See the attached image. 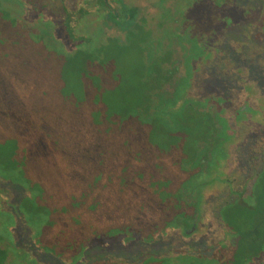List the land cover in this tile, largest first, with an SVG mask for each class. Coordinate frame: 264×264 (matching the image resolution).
I'll list each match as a JSON object with an SVG mask.
<instances>
[{
    "label": "trees",
    "instance_id": "16d2710c",
    "mask_svg": "<svg viewBox=\"0 0 264 264\" xmlns=\"http://www.w3.org/2000/svg\"><path fill=\"white\" fill-rule=\"evenodd\" d=\"M111 1L77 0L71 4H74V9L62 4L60 16H57L49 11L42 0H0V7L4 10L8 11L7 6L3 5L5 3L16 5L18 9L21 7L27 21L44 27V35L41 36L44 38H34V41L22 26L13 25L17 21L21 23L20 19L7 13L2 22L13 29L14 36L22 34L29 44H37L53 59H62L65 65L76 67L77 73L74 71L80 78L132 48L136 56L142 59L141 74L132 86L129 85L135 99L128 98L129 102H126L121 95L115 96L110 101L115 105L113 113L118 119L105 125L106 119L103 118L96 122L97 126L90 123L89 128L93 130L92 135L100 139L126 140L119 131L135 126L148 139H157L161 143L158 155L148 150L145 134L135 137L138 144L134 141L132 144L129 141L122 142L127 147V153L125 149L112 145L107 148H113L106 151L103 144L95 145L89 152L83 153L75 142L78 137L68 134V139L75 143L71 156L64 150L63 160L74 164V167L77 164L80 168L74 171L77 174L121 175L125 181L119 187L116 178H121L115 177L116 194L130 188L127 185L131 181H128L126 172H129L127 176L145 177L146 188H130L128 196L116 195V199H122L123 203L117 206L113 203L111 207L105 205L103 196L86 195L84 189L79 191L75 186L63 187V191L54 194L45 185L44 178L24 171L26 158L22 148L20 152L14 147L11 151L0 153V179L12 184L19 183L26 189L27 193L18 203V209L30 232L34 248L63 264H263L264 226L257 224V221L261 211H264V113L259 115L260 121L256 123L258 133L254 146L243 156L242 165L247 174L239 188H234L225 174L214 185L215 179L212 177L216 175L204 173L201 160L211 157L214 170L221 171L228 156L219 144L231 143L234 135L224 129L228 124L220 119L223 115L206 111L203 105L184 99L186 89L183 86L191 71L188 58L195 50L201 49L200 46L192 42L191 55L189 53L184 65L186 70L179 77V62L174 60L172 49L162 48L161 42L157 43L152 38L150 31L145 28V21L139 19L137 8L128 7L122 0ZM112 9L115 13H112ZM246 13L243 18L249 19V27L259 28L255 35L261 43L260 58L264 61V4L250 18ZM105 18L124 33L123 41L104 34L98 23ZM56 29L60 30L62 39L56 35ZM47 36H50L49 42ZM236 39L239 40L238 37ZM121 80L125 81L123 77ZM135 82L137 86H134ZM166 87L173 88V98H169L171 92ZM245 90L248 91V88ZM97 104L92 102V110L95 111ZM105 109L108 116L111 115V106H105ZM236 114L238 119L234 123L238 125L245 114ZM179 144L180 148L177 146ZM239 153V150L236 151L237 155ZM152 155L155 158L160 155L170 157V163L164 167L161 162L149 161ZM120 156H127V160L118 159ZM58 165L59 162H56L55 167ZM167 172L168 175L163 176ZM222 188H225L227 197H221L209 209L204 201L206 192ZM204 218L212 219L215 230L213 240L193 241L191 237L185 236V231L191 228L194 221L201 223ZM12 224V216L0 206V243L6 240L12 245ZM242 224H249L247 227L250 226L249 231L252 232L247 234V228L241 229ZM174 238H179L177 245L160 251L136 253L124 259H87L85 256V252L90 249L124 248L138 242L167 243ZM5 256L6 252L0 251V264Z\"/></svg>",
    "mask_w": 264,
    "mask_h": 264
},
{
    "label": "rangeland",
    "instance_id": "374dc122",
    "mask_svg": "<svg viewBox=\"0 0 264 264\" xmlns=\"http://www.w3.org/2000/svg\"><path fill=\"white\" fill-rule=\"evenodd\" d=\"M76 1L42 0V3L49 7V11L60 16L62 4L74 9V4H71ZM122 1L128 7L137 8L139 19L145 21L146 30L150 31L152 38L157 43L161 42L162 48L172 49L174 60L179 62V75H184L186 70L184 65L189 53L191 55L192 41H196V44L200 45L201 49L192 51V56L188 58L191 71L189 79L186 80L187 83L183 86L186 89L184 99L193 100L199 106L201 104L204 108H210L211 112L223 115L220 119L225 120L228 124V128L224 126V129H228L227 133L233 134L234 139L226 145L217 143L221 145V150L227 152L228 156L220 169L224 171L225 178L232 181L234 188H239V184L247 174L242 165L243 156L254 146L258 133L256 123L260 121V117L255 115L264 112V62L260 58L262 48L259 44L261 43H258V49L249 50L253 46L248 38L253 39L257 31H252L248 25L249 19L242 17L246 12L249 18L252 14L255 15V11L260 10L263 6L264 0H219V3H212L208 0ZM3 5L7 6L6 9L10 13L0 7V153L11 151L14 147L20 152L22 148L26 158L24 171L34 174L40 179L44 178L45 185L54 191V194L63 191V187L73 186L74 188L75 186L76 190L84 189L86 195L88 193L103 196L107 207L113 206V203L115 206L121 205L122 199H116L115 196L118 197L119 194L128 196L127 192H130V188L143 189L145 186L144 176L142 178L131 177L132 175L127 176L129 172H126L128 181H131L127 185L130 188L116 194L115 177L121 178V175L77 174L74 171H79V166L76 164L74 167V164L63 160V156H65L63 154L66 150L67 155L71 156L75 142L78 143L79 149L83 153L89 152L91 148L95 145L97 147L99 144H103L106 151L113 148H107L111 145L125 149L126 145L122 142L129 141L132 144L134 141L138 144V139L135 137H141L145 133L136 130L135 126L119 131L126 140H107L92 135L91 131L93 130L89 128V124L97 126L96 122L103 118L106 119L105 123L110 124L116 118L118 119L113 113L115 105L110 101L115 96L121 95L120 97L126 102H129L128 98L135 99L129 85L132 86V83L141 74V57L136 56L132 48L125 50L118 57L104 62L105 64L101 68L80 78L76 74V67L65 65L62 59L60 61L53 59L50 54L44 53L45 49H41L37 44L36 46L29 44L24 35L16 34L14 36L13 29L2 22L8 14L20 19L21 23L17 21L18 23L14 22L13 25L22 26L32 36V40L44 38L41 37L44 35L42 31L44 27L35 26L27 21V16L21 12L24 10L23 8L18 9L16 5L7 3ZM112 10V13H115L114 9ZM249 10L251 11L248 12ZM98 24L101 25L106 36L119 41L124 40V33L115 28L106 18L100 20ZM56 31V35L62 39L60 30L56 29ZM182 35H185L184 38ZM237 37L239 40L236 39ZM47 38L46 40L49 42L50 36ZM241 39L249 42V51L246 52L243 61L245 65L241 64L238 58L237 49ZM253 58L260 61L258 67L261 75L259 78L250 76L251 78L247 79L245 74H247L248 68H252L250 60ZM239 68H243L240 73ZM122 77L125 81L121 80ZM184 77H188V75ZM252 79L255 82H251ZM245 85L253 90L250 94L241 88ZM134 86H137L136 82ZM1 88H4V91H1ZM167 89L171 92L169 98H173V88ZM105 100H107L106 104ZM243 101H246V106L253 111L246 114L241 123L236 125L234 123L238 119L236 112L243 106ZM92 102L98 103L95 106V111L92 110ZM105 106H111V115L108 116ZM149 132L150 129L147 135ZM68 134L78 138H75L76 141L73 142L68 139L70 137ZM221 139H223V135ZM144 141L145 145L149 146L148 150L151 154L158 155L161 152L159 140H151L146 136ZM177 146L180 148V144ZM26 147L27 150H25ZM217 147L219 146L217 145ZM238 150L240 153L237 155L236 151ZM125 152L127 153L126 149ZM112 155L114 156V152ZM115 158L113 157V159ZM118 159L126 161L127 156H120ZM148 160L161 162L162 166L167 167L171 158L161 155L155 158L152 155ZM56 162H59L57 167H55ZM166 175L168 172L163 174V176ZM215 175L212 177L215 179L214 185L219 183L217 179H221L223 172L221 175ZM169 176L172 175L169 174ZM116 179L119 187L123 185L125 179ZM208 179L210 180V178ZM19 181L24 182L23 180ZM21 186L19 183L12 184L0 179V206L12 216L13 224L10 227L12 241L25 252H32L36 264H63L34 248L35 246L30 240V232L23 223L18 209V203L27 193L26 189ZM207 189H209L208 186ZM224 189H213L211 192H206L204 201L209 205V209L215 206L221 197H227ZM260 216L257 224H261L263 227V210ZM211 220V218H204L199 223L196 233L185 236L191 237L190 240L193 241L213 240L215 230ZM247 225L249 224H242L241 229L247 228V234H249L252 231H249L250 226L247 227ZM246 238L252 240L253 237ZM178 243L179 238H174L167 243L159 241L156 244H143L138 242L124 248H95L86 251L85 256L87 259L100 257L109 259L123 257L124 259L136 253L167 249Z\"/></svg>",
    "mask_w": 264,
    "mask_h": 264
},
{
    "label": "flooded vegetation",
    "instance_id": "af4514ba",
    "mask_svg": "<svg viewBox=\"0 0 264 264\" xmlns=\"http://www.w3.org/2000/svg\"><path fill=\"white\" fill-rule=\"evenodd\" d=\"M208 1H210L212 3H219V0H208ZM251 30L252 31H258L259 28H252ZM184 36L185 35H182L183 38H184ZM255 36H254L253 39L248 38L252 42L251 44L253 46L249 50H256V49H258V46H259L258 45V43H259L258 42V39L259 38L257 36L255 37ZM192 42L193 43H196V41H192ZM198 46H200V45H198ZM248 47H249V42H246L245 40L243 41V39H241V42L238 44V49H237L238 56H239L238 57L239 58V62H241V64H244L243 61L245 60L246 52L249 51L248 50ZM213 56H214V53H213ZM250 62H251L252 68L251 69L250 68L247 69V74H245V77H247V79H248V77L249 78H251V77H254V78H257L258 77L259 78L260 75H261L259 73L260 72V69L258 67L259 64H260L259 59L253 58L252 60H250ZM240 66L242 67V65H240ZM242 69L241 68L238 69L239 73H240V71ZM178 76L181 77L182 75H178ZM241 76L243 77V75H241ZM251 82H255V81L252 79ZM167 88H170V87H166V89ZM241 88H243L244 90L246 88H248V91L245 90V92H249V94L253 91L250 87H248V85H245V86H243ZM243 89H242V91H243ZM167 90L170 91L169 89H167ZM246 103H247L246 101L245 102L243 101V103H242L243 106L241 108H239L237 110V112H240V113L245 114V115L251 113L253 111V109L252 110L249 109V107L246 106ZM204 110L211 111L210 108H204ZM253 113H255V112H253ZM259 115H261V114L257 113L255 116H259ZM262 115H264V114H262ZM201 164H203V167H204V171L203 172L206 173V174H221V172H222V171L217 172V171L214 170V166H213V162H212L211 157H210V159L208 158V159H205V160L204 159L201 160ZM208 169L209 170L210 169H213V171H209ZM223 174H225L224 171H223ZM193 223L196 224L197 231H198V225H199V223L197 221H194ZM0 251L2 253L4 251L6 252V256H5V259H4V261H3L2 264H36L35 259H33V257H32V252H29V251L25 252L24 250L20 249V247L17 246L14 241H12V245L9 242H7L6 240L4 242L1 241V243H0Z\"/></svg>",
    "mask_w": 264,
    "mask_h": 264
},
{
    "label": "water",
    "instance_id": "95a60500",
    "mask_svg": "<svg viewBox=\"0 0 264 264\" xmlns=\"http://www.w3.org/2000/svg\"><path fill=\"white\" fill-rule=\"evenodd\" d=\"M196 231H197V226H196L195 223H193V225L191 226V228L185 231V235H187V236L192 235Z\"/></svg>",
    "mask_w": 264,
    "mask_h": 264
}]
</instances>
